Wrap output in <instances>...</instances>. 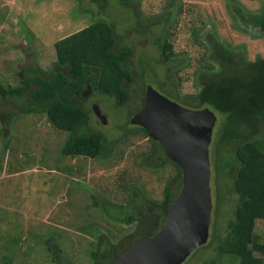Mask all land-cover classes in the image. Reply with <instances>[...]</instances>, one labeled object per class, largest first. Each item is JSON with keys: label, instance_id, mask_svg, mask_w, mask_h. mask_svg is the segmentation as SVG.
Here are the masks:
<instances>
[{"label": "rangeland", "instance_id": "obj_1", "mask_svg": "<svg viewBox=\"0 0 264 264\" xmlns=\"http://www.w3.org/2000/svg\"><path fill=\"white\" fill-rule=\"evenodd\" d=\"M230 1L0 0V84L4 86H19L22 68L30 76L34 69L39 74L52 70L57 61L55 42L89 25L94 12L114 26L117 51L133 49L124 65L139 73L143 67L147 69L145 77H137L130 85L132 97L126 104L120 105L113 94L95 92L91 87L76 93L78 102L88 110L82 131L97 130L105 136L100 158L65 156L62 149L69 132L54 128L45 114L32 111L27 96L13 102L0 96V264L9 258L11 264H57L55 257L67 263L94 264L92 249L109 247L102 236L109 237L112 232L117 239L125 233L119 237L117 252L161 222V213L154 212L152 205L164 200L174 165L163 167L161 152L150 151L152 142L132 130L138 125L130 119L141 107L147 85L178 101L170 92L172 64L159 61L160 47L155 43L163 27V36L176 46L172 73L180 81L182 94L197 91L194 72L205 49L196 39L209 28L232 45L244 44L249 58L264 57V37H252L240 28ZM236 1L249 10L264 6V0ZM95 105L107 122L97 115ZM12 113V119L5 121ZM218 116L210 145V236L207 245L195 249L183 264H235L216 250L239 200L234 192L228 194V175L222 170L225 150L222 145L216 148L223 121V116ZM177 187L175 181L170 191L177 192ZM139 189L143 197L137 201L146 212H153L151 218L124 226L118 219L132 208L118 209L113 203L126 204L129 195ZM257 231L264 238V230L258 227Z\"/></svg>", "mask_w": 264, "mask_h": 264}, {"label": "trees", "instance_id": "obj_2", "mask_svg": "<svg viewBox=\"0 0 264 264\" xmlns=\"http://www.w3.org/2000/svg\"><path fill=\"white\" fill-rule=\"evenodd\" d=\"M119 1L127 3L135 0ZM229 8L244 32L252 37H264V6L259 10H249L239 1L232 0ZM90 9L86 8L87 11ZM95 15L98 14H92L93 19L89 25L55 42L57 61L52 70L39 74L34 69L30 76L22 68L19 86L7 87L0 84L2 99L13 102L14 99L27 96L30 103H33L30 108L32 111L45 114L54 128L69 132L62 149V154L69 157L100 158L106 147L102 132L82 131L88 110L78 102L76 93L91 87L95 92L113 94L118 104L123 105L132 97L130 85L137 77H145L147 70L143 67L139 73L124 65L132 56L133 49L125 47L117 51L118 37L114 26ZM164 32L163 27L162 34L156 38L155 43L160 47L159 61L172 64L168 75L171 80L170 92L179 103L187 107L209 106L217 116H223L216 148L222 145L225 150L222 170L228 175V194L230 191L234 192L239 200L234 217L228 222L227 233L219 239L217 253L220 256H230L235 264H264V238L257 231L258 227L264 230L261 223L264 221V57L249 58L244 44L232 45L222 39L215 29L209 28L199 33V38L196 39V43H201L205 49L194 72L197 91L182 94L179 91L180 81L172 73L177 62L174 60L176 46L168 36H163ZM144 102L145 96L137 112L142 109ZM13 114H9L4 120L8 122ZM132 130L149 138L152 142L150 151L161 152L160 162L163 167L171 163L174 165L172 182L165 187L164 200L155 203L147 200L154 204V212L161 213V222L144 234V237L132 239L117 252L114 249L119 246V237H124L125 233L117 236V239H114L116 236L112 232L109 237L102 236L108 241L109 247L104 251L97 247L92 249L94 264H113L118 255L133 243L155 234L165 222L171 204L181 190L182 170L167 156L162 144L152 139L141 126ZM219 161L220 156L217 155V168ZM175 181L179 187L174 193L170 191V187ZM217 190L219 192V187ZM140 196L143 197L141 189L129 195L126 204L113 203L118 209L132 208L130 213L126 212L123 218L118 219L123 220L124 226L150 220L153 212L149 209L146 212V208L137 201ZM48 247L54 255L57 254L52 245L48 244ZM54 259H58L57 264H74L63 262L62 258ZM6 264H11L10 258L6 260Z\"/></svg>", "mask_w": 264, "mask_h": 264}, {"label": "water", "instance_id": "obj_3", "mask_svg": "<svg viewBox=\"0 0 264 264\" xmlns=\"http://www.w3.org/2000/svg\"><path fill=\"white\" fill-rule=\"evenodd\" d=\"M94 107L107 122L99 107ZM217 121L211 107H187L147 86L144 106L130 122L162 144L182 170V186L161 228L133 243L113 264H183L208 242L213 209L210 145Z\"/></svg>", "mask_w": 264, "mask_h": 264}]
</instances>
